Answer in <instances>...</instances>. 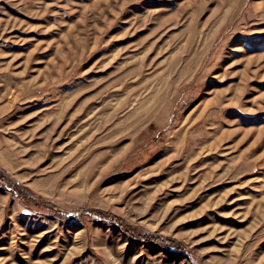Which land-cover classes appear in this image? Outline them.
Listing matches in <instances>:
<instances>
[{
    "label": "rangeland",
    "instance_id": "obj_1",
    "mask_svg": "<svg viewBox=\"0 0 264 264\" xmlns=\"http://www.w3.org/2000/svg\"><path fill=\"white\" fill-rule=\"evenodd\" d=\"M0 264H264V0H0Z\"/></svg>",
    "mask_w": 264,
    "mask_h": 264
}]
</instances>
